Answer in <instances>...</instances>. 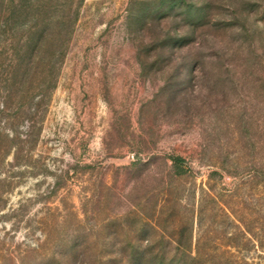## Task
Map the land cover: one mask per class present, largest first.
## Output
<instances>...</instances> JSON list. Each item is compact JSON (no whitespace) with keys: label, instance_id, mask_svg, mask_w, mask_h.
I'll list each match as a JSON object with an SVG mask.
<instances>
[{"label":"rangeland","instance_id":"374dc122","mask_svg":"<svg viewBox=\"0 0 264 264\" xmlns=\"http://www.w3.org/2000/svg\"><path fill=\"white\" fill-rule=\"evenodd\" d=\"M263 165L264 0H0V264H264Z\"/></svg>","mask_w":264,"mask_h":264},{"label":"trees","instance_id":"16d2710c","mask_svg":"<svg viewBox=\"0 0 264 264\" xmlns=\"http://www.w3.org/2000/svg\"><path fill=\"white\" fill-rule=\"evenodd\" d=\"M171 160L173 161V164L177 168V170H183L184 169L183 168V162L185 161V159L182 156H179V155L171 156ZM262 168L263 169L261 171H262V174L264 175V167H262ZM160 264H162V263H160ZM168 264H173V263H168ZM178 264H186V263H178Z\"/></svg>","mask_w":264,"mask_h":264}]
</instances>
